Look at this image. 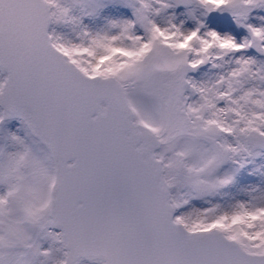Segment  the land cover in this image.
I'll return each instance as SVG.
<instances>
[{"label": "snow or ice", "instance_id": "snow-or-ice-1", "mask_svg": "<svg viewBox=\"0 0 264 264\" xmlns=\"http://www.w3.org/2000/svg\"><path fill=\"white\" fill-rule=\"evenodd\" d=\"M0 264H264V0H0Z\"/></svg>", "mask_w": 264, "mask_h": 264}]
</instances>
